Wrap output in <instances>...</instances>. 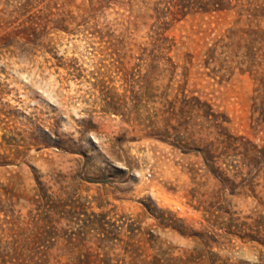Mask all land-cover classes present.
Listing matches in <instances>:
<instances>
[{
	"label": "rangeland",
	"instance_id": "1",
	"mask_svg": "<svg viewBox=\"0 0 264 264\" xmlns=\"http://www.w3.org/2000/svg\"><path fill=\"white\" fill-rule=\"evenodd\" d=\"M35 258L264 264V0H0V264Z\"/></svg>",
	"mask_w": 264,
	"mask_h": 264
},
{
	"label": "trees",
	"instance_id": "2",
	"mask_svg": "<svg viewBox=\"0 0 264 264\" xmlns=\"http://www.w3.org/2000/svg\"><path fill=\"white\" fill-rule=\"evenodd\" d=\"M23 264H54V263L50 262L48 258L47 259L35 258V259H30L28 263H23Z\"/></svg>",
	"mask_w": 264,
	"mask_h": 264
}]
</instances>
